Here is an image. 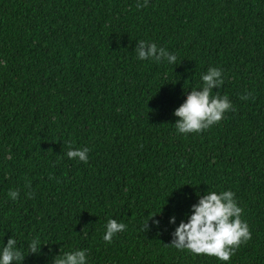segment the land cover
Segmentation results:
<instances>
[{
  "label": "trees",
  "instance_id": "trees-1",
  "mask_svg": "<svg viewBox=\"0 0 264 264\" xmlns=\"http://www.w3.org/2000/svg\"><path fill=\"white\" fill-rule=\"evenodd\" d=\"M137 2L0 0V247L15 238L22 264L76 248L88 264H264V0ZM140 40L177 62L136 59ZM209 67L233 110L178 134ZM208 188L235 193L251 232L227 262L171 246L169 217ZM108 218L126 225L111 243Z\"/></svg>",
  "mask_w": 264,
  "mask_h": 264
},
{
  "label": "clouds",
  "instance_id": "clouds-1",
  "mask_svg": "<svg viewBox=\"0 0 264 264\" xmlns=\"http://www.w3.org/2000/svg\"><path fill=\"white\" fill-rule=\"evenodd\" d=\"M145 4L147 0H144ZM137 2V7H142ZM135 51L136 59L140 61H165L168 65L177 62V55L155 42L140 40ZM223 70L219 67H209L200 74L202 84L185 91L186 98L177 107L173 115L178 117L174 127L178 134L199 133L224 118V114L233 110V105L227 95L213 94V90L223 84ZM244 95L241 99H247ZM88 148H72L70 145L65 153L68 159L88 162ZM17 190H9L8 197L17 199ZM197 200L192 203L184 218L176 223V215L169 217L168 223L175 225L171 236V246L177 250H186L193 255L214 256L221 262H227L234 255L236 248L251 239V232L246 221L241 219L243 209L235 199L232 190L214 191L207 189L204 194L196 193ZM153 223L158 227L159 221ZM148 227V222L144 226ZM126 225L116 219L108 218L104 225L102 240L111 243L114 235L124 231ZM41 243L38 237L29 240L27 253L39 255ZM87 249L76 248L64 251L52 258V264H88ZM24 251L17 246V240L8 238L6 244L0 247V264H22Z\"/></svg>",
  "mask_w": 264,
  "mask_h": 264
}]
</instances>
